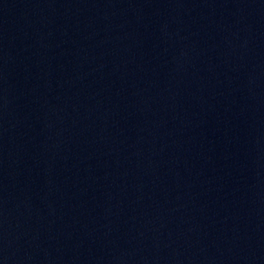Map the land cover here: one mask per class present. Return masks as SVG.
Masks as SVG:
<instances>
[{
  "label": "water",
  "instance_id": "water-1",
  "mask_svg": "<svg viewBox=\"0 0 264 264\" xmlns=\"http://www.w3.org/2000/svg\"><path fill=\"white\" fill-rule=\"evenodd\" d=\"M0 264H264V0H0Z\"/></svg>",
  "mask_w": 264,
  "mask_h": 264
}]
</instances>
